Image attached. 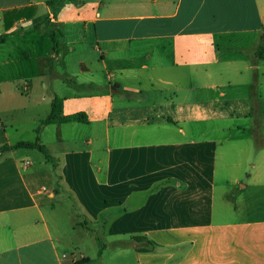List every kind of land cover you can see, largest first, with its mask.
<instances>
[{
	"label": "crops",
	"instance_id": "obj_1",
	"mask_svg": "<svg viewBox=\"0 0 264 264\" xmlns=\"http://www.w3.org/2000/svg\"><path fill=\"white\" fill-rule=\"evenodd\" d=\"M11 11L23 17L4 31ZM0 25L2 45L30 38L49 43L40 57L73 59V74L36 71L48 80L42 101L46 116L58 97L63 116L87 118L40 127L55 170L36 150L0 153V264H264V151L250 166L219 163L201 128L258 111L254 93L235 94L264 86V0H0ZM93 71L99 79L81 77ZM43 119L33 138L0 119V147L33 142ZM232 129L264 140L260 125ZM246 166L256 171L236 208L228 188L249 187L233 172Z\"/></svg>",
	"mask_w": 264,
	"mask_h": 264
},
{
	"label": "rangeland",
	"instance_id": "obj_2",
	"mask_svg": "<svg viewBox=\"0 0 264 264\" xmlns=\"http://www.w3.org/2000/svg\"><path fill=\"white\" fill-rule=\"evenodd\" d=\"M3 34L2 27L0 25V36ZM16 37V36H14ZM19 37V36H18ZM17 38V37H16ZM14 38V40L16 39ZM30 38L27 41H18L10 44L2 45L0 44V62L3 60H8L9 64L6 66H2L0 64V119L3 122V126H12V125H22V138H33L34 135L28 128L29 125L34 122L37 116L40 118H45L47 112L49 111V106L45 101H42V96L47 95L49 90L42 88V85L39 83L43 82V85H47L48 80L43 78L41 79L37 75L36 71H38L43 66H51V68L56 69L59 73H64L66 71L72 72L74 71L72 67L73 59L61 54L58 60H55L51 57H40L43 54L47 55L51 53L49 50V43L45 41H39V45L36 44L35 39L33 47L29 44ZM37 40V39H36ZM57 42L58 40L55 39ZM17 44V46H16ZM25 46L27 49L26 52L28 57L24 58L21 54V47ZM59 52V50H58ZM28 58V59H27ZM94 66L92 67V69ZM75 76V75H74ZM94 78L99 79V75L97 72L93 71L91 73L83 74L81 77L84 78ZM79 77V78H81ZM24 78H28L32 82L33 90L29 94L25 93L24 88L22 90L21 85L23 83ZM75 80V79H73ZM59 85V82L56 83ZM80 92H85L86 90H79ZM96 91V90H93ZM229 92V91H227ZM235 91H230L228 93L229 97L234 96ZM240 92L245 93V97L248 98L250 92L254 93L257 101H259L258 111L256 115H252V118H241L239 117L237 120H233L232 122H220L217 124L205 123L201 125V128L205 129V131L209 134V137H215L218 141V161L220 163V158L223 160V156L225 158L230 157L231 163L239 162L240 157L244 159L247 158V164L250 166L252 162H255L254 150L256 148L263 149L264 151V140L253 138L252 133L248 130L244 131L243 134L239 131H234L232 128L235 126H239L240 128L248 125L249 128L253 127V125H260V129L264 130V86L258 87L253 91L245 90V91H237L235 95L241 98ZM243 96V95H242ZM254 98V97H253ZM47 102V101H46ZM46 109V110H45ZM238 110H243V105L240 103V106L237 108ZM249 110V106L247 108ZM252 110V109H251ZM255 120V121H254ZM258 120V121H257ZM223 129V130H222ZM231 129V130H228ZM2 131V126L0 125V134ZM32 140V139H31ZM236 147H244L249 150L248 155H240L238 153H229L227 154L225 151L226 147L231 146ZM263 146V147H261ZM259 150V149H258ZM34 155L39 158L38 154L34 152ZM29 162L31 159H27ZM264 164V158H263ZM259 165V163H258ZM244 171L247 173L246 175L242 174V172L236 168L233 172H236V175L241 180V185L246 186L249 185L247 189L239 190V186H230L228 189L229 194L233 195L237 200L236 202H232L233 207L240 208L241 195H247L250 185L252 184V177L249 176V173L255 172L256 170H251L250 168L245 167ZM218 174H220L221 167L218 165ZM232 172V171H231ZM230 172V173H231ZM248 175V176H247ZM253 176V175H251ZM220 191V194L217 193L218 201L220 202L223 198V190ZM225 192V191H224ZM224 217L228 215H223ZM230 217H234V215H230ZM239 217V216H238ZM108 238V237H107ZM101 239L104 243L105 240H113L111 238ZM102 245V244H101ZM104 245V244H103ZM102 245V246H103Z\"/></svg>",
	"mask_w": 264,
	"mask_h": 264
},
{
	"label": "trees",
	"instance_id": "obj_3",
	"mask_svg": "<svg viewBox=\"0 0 264 264\" xmlns=\"http://www.w3.org/2000/svg\"><path fill=\"white\" fill-rule=\"evenodd\" d=\"M57 1H53V3H56ZM23 15L20 13L18 14V11H11L9 13H5L3 16V27L4 31L9 30V28L12 26V24L19 19H21ZM6 35L0 36V42H2L3 38ZM58 42L53 39V51L58 52ZM255 56L259 60L264 61V37L261 38L259 41V44L256 47ZM87 121V118L84 114H76L74 116H63L62 115V100L58 97H53L50 103V112L49 114L39 122L38 127L35 128V140L33 142L28 141H18L14 143L13 145H3L0 147V153L9 152L12 150H19V149H25V150H36L40 154L43 155L44 159L52 164L53 170L56 169V163L55 160L50 156L48 153L46 147L39 142L38 134L41 126H47V125H53V124H65L69 122H78V123H85ZM134 240L139 243L140 241H146V238L144 237H135ZM97 245H98V255L101 253L103 246L100 244L99 240L96 239ZM148 244L153 245V243H150L146 241ZM139 252H147L146 249H138Z\"/></svg>",
	"mask_w": 264,
	"mask_h": 264
},
{
	"label": "built area",
	"instance_id": "obj_4",
	"mask_svg": "<svg viewBox=\"0 0 264 264\" xmlns=\"http://www.w3.org/2000/svg\"><path fill=\"white\" fill-rule=\"evenodd\" d=\"M26 87H27V85L25 84V85H24V90L26 89ZM25 164L27 165V163H25ZM42 190H44V189H42Z\"/></svg>",
	"mask_w": 264,
	"mask_h": 264
}]
</instances>
